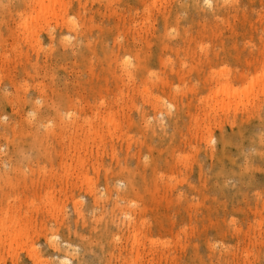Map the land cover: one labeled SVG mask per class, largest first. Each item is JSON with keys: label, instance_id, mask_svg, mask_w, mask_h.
Wrapping results in <instances>:
<instances>
[{"label": "rangeland", "instance_id": "obj_1", "mask_svg": "<svg viewBox=\"0 0 264 264\" xmlns=\"http://www.w3.org/2000/svg\"><path fill=\"white\" fill-rule=\"evenodd\" d=\"M13 1L0 0V186L3 187L0 189V264H133V260L136 264H264V159L256 156L260 167L251 173L253 176L249 175L242 180L239 176H232L233 172L239 171L240 166L245 170L248 161L246 158L258 155L259 150L264 147L259 139V136H263L264 140V0H196L198 4H194V0H73L75 11L69 9L64 15L66 20L63 17L52 19V25H47L42 32L43 47L38 49L34 46V41L25 39L21 28L20 15L28 6H17ZM166 15L170 17L168 24L162 18ZM188 17L189 20L194 17L196 20L192 23ZM85 18L91 27L89 32L101 36L100 39L105 36L102 33L106 34L104 39L109 38L108 41L105 39L108 42L106 44L116 50L113 56L110 55L111 62L100 47V54L105 57L104 62L102 57H95L93 61H97L96 63L84 64V58L76 44L78 35L73 30L81 28ZM67 26L70 29H66ZM62 29L65 31L64 37L61 36L63 42L76 47L77 51L70 58L60 60L54 71H38L35 67L37 62L45 61L48 51L58 46L56 42H49L47 34L53 31L58 35ZM127 38L139 40L142 55H146L148 50H153L158 55L159 59L150 68L151 71L145 72L140 78L133 76L134 79L143 81L142 83L136 79L130 82L127 76L122 77V67L135 62L133 54L119 50L120 42ZM20 52L23 55L17 54ZM217 53L220 54L219 58L214 57ZM221 54L228 58L221 57ZM90 56L94 54L91 53ZM240 56L244 58V63ZM28 57L32 61L29 62ZM209 57L214 59L211 65H208ZM106 62L110 63V67ZM222 70H227L230 74H221ZM240 72H245L247 78L238 77ZM6 76L9 79L15 77L16 80L10 79V82ZM114 77L119 78L117 82ZM39 83L44 88L38 86ZM120 84L121 89L118 88ZM52 85L60 88L59 92L63 89V93L64 89L72 87L70 91L77 93L75 96L70 92L73 104L68 105L61 98L53 96L54 91L52 93L50 90ZM73 86L79 89H74ZM148 87L149 90H146ZM17 88L19 90L16 92ZM27 89L30 96L35 97H30L33 100L29 99L39 101H29L26 106L21 99L28 92ZM41 89L50 94L48 98L35 96L42 92ZM5 93L11 96L10 100H4ZM103 95L106 100L101 98ZM44 99H47L49 105ZM38 102H43L40 103L42 107L59 106L60 114L65 113L63 116L56 113L44 114L41 118L32 108V103L39 105ZM78 107L84 111L78 110ZM69 109L72 112L78 111V115H67ZM111 109L115 112L114 115ZM178 111L182 119L180 126L176 128L173 119H176ZM253 112H259L256 118L251 116L257 120L251 125L246 124L248 127L243 130L250 132L251 127L254 128L252 136L256 139L248 140L246 134L244 139L233 136V140L232 128L224 122L225 118L228 115H238L239 118L247 119ZM106 114L116 116L117 120H114L119 122H116L117 128H113V136L106 131L109 128ZM141 114H145V117ZM105 115L106 118H102ZM39 117L41 123L37 122ZM60 122L62 126L58 127ZM92 122L101 132H107V138L101 146L91 141L92 148L90 147L89 152L92 151L86 154V149L78 151L75 148L80 141L87 143L89 136L87 131L85 134L83 132L89 129L88 125ZM35 124L39 125L38 132L44 138L42 145L40 144L41 149L36 148L35 140L33 141L38 133L34 132ZM80 124L85 128L84 131ZM29 125H35L32 126V131ZM154 127L157 128L155 136L152 135ZM209 127L213 133L207 131ZM229 133L234 141L233 147L228 149L223 162L217 165L214 163L217 160L207 157L205 152L211 148H221L223 134L228 140ZM173 134L175 142L172 141ZM253 140L258 142L250 145ZM256 146H260V149ZM77 153L88 160L85 168L80 167ZM152 158L158 163L156 169L148 164L153 163ZM69 164L74 168L77 164V169L71 167L74 174L69 171ZM121 166L139 171L140 175L138 174L135 183L139 186L134 189L137 193H129L126 196L128 199L124 198L120 202L121 197L119 194L117 196V191L121 192L126 187V180L120 174L123 168ZM232 169L235 171L231 174ZM144 174L145 180L142 178ZM91 181L95 188L93 192ZM143 184L148 187L143 188ZM129 199L132 203H128ZM118 201L132 209L133 216H137V220H134L136 226L128 225V217L116 205ZM139 208H146L143 217L139 211L134 214L135 209ZM12 214H17V218L13 220ZM143 218H146L145 221L148 219L147 222L144 223ZM106 224L112 231L115 243L112 242L113 239L111 243H105L106 237L103 234L107 233ZM143 224L148 225L145 227ZM134 228L139 231L143 244L140 243L141 240L139 243L133 242ZM21 229L23 231L19 232ZM13 232L15 236L12 238ZM16 234L18 237L21 234L22 239H17ZM67 242L74 249L64 251L53 246ZM137 248H140L139 252L136 251ZM138 253L142 255L139 254L137 258ZM63 255L70 257L72 263H57V259Z\"/></svg>", "mask_w": 264, "mask_h": 264}, {"label": "bare ground", "instance_id": "obj_2", "mask_svg": "<svg viewBox=\"0 0 264 264\" xmlns=\"http://www.w3.org/2000/svg\"><path fill=\"white\" fill-rule=\"evenodd\" d=\"M78 1V0H77ZM80 1V0H79ZM78 1V2H79ZM195 1V3L194 4H198L197 2H196V0H194ZM210 1V0H209ZM236 1V0H235ZM14 2L15 3H17L18 5L17 6H22V7H24V6H28L27 7V9L25 8V10L24 11H19V12H21V15H20V20H21V28L23 29V33H24V35H25V39L26 40H32V41H34V43H36V45H34L35 47H37V49L38 48H42L43 47V45H42V43H43V40H42V38H41V36L43 35V31H44V29L47 27V25L49 26V25H52V24H50L51 23V21H52V19L55 17V18H58L59 19V17L61 18V17H63L65 20H66V18H65V14H67V12L69 11V9H73L74 11H75V1L73 2V0L72 1H68V0H14L12 3L14 4ZM82 2V1H81ZM2 3V2H1ZM77 3V2H76ZM10 5H11V3H10ZM223 5V4H222ZM235 5V4H234ZM16 6V5H15ZM14 6V7H15ZM184 6V5H183ZM237 6V5H236ZM76 7H77V5H76ZM197 7V6H196ZM10 8H12V5L10 6ZM16 8V7H15ZM19 8V7H18ZM14 9V8H13ZM79 9V8H78ZM198 9V8H197ZM203 9V8H202ZM232 9V8H231ZM230 9V10H231ZM17 10H19V9H17ZM220 10V9H219ZM228 10V9H227ZM229 10V11H230ZM236 10V9H235ZM223 11V10H222ZM225 11V10H224ZM237 11V10H236ZM78 12H80V10L78 11ZM205 12V11H204ZM18 13V12H17ZM76 13V12H75ZM81 13V12H80ZM170 13V12H169ZM20 14V13H19ZM234 15V14H233ZM162 18H164L163 20H165V21H167V24H168V19L170 18L168 15H166V16H164V17H162ZM86 19V18H85ZM188 20H189V17L187 18ZM194 19H195V17H194ZM194 19H192V20H189L190 22L192 21V23H193V21H195ZM57 20V19H56ZM56 20H55V22H56ZM65 20H64V22H65ZM83 21H85L84 22V24L83 25H81V28H75L73 31L75 32V34H77L78 35V39H77V43L76 44H78V46H79V48H80V52H81V54H82V56H83V58H84V64L86 65L87 63H91V64H94V62H95V60L93 61V59H95V57H97V58H99L100 59V57H102V53L100 54V47H101V52H103V54L104 53H106L107 55H104V56H107L106 58L111 62V56H113L114 55V53H115V51L116 50H114V49H112L110 46H108L106 43H108L107 41H108V39L109 38H103V37H106V34H104V33H102V36L103 35H105V36H103L101 39H100V37L101 36H95L93 33H91V32H89L91 29V27L89 26V22H88V20L86 19V20H84L83 19ZM165 21H164V23H165ZM61 22V21H60ZM63 22V21H62ZM58 23V22H57ZM62 24V23H61ZM60 24V25H61ZM67 24V23H66ZM65 24V25H66ZM94 24V23H93ZM166 24V23H165ZM165 24H164V26H165ZM166 24V25H167ZM213 24H214V22H213ZM54 26V25H53ZM63 27V26H62ZM70 27V26H69ZM135 27V26H134ZM100 28V27H99ZM51 30L53 29V27H51L50 28ZM60 29V28H59ZM66 29H70V28H68V26H67V28ZM58 30V29H57ZM94 30V29H93ZM46 31V30H45ZM68 32H69V30H67ZM72 30H70V32H71ZM155 31V30H154ZM65 31H64V29H62L61 30V32L57 35L55 32H53V31H51V33L49 32L47 35L49 36V42L50 41H52V43L53 42H56V43H58V46L56 47V48H53V49H51L50 51H48V53L46 54L47 56V58H46V60L45 61H43V62H40V61H38L37 62V65L35 66L36 68H38V71H43V70H45V73L46 72H49V70L52 72V71H54V67L56 66V64L60 61V60H63V59H66V58H70L76 51H77V48L76 47H70L67 43H65V42H63V37H64V33ZM119 32V31H118ZM206 32V31H205ZM47 33V32H46ZM95 33V32H94ZM107 33V32H106ZM110 33V32H109ZM69 34V33H68ZM67 34V35H68ZM97 35H98V33H97ZM154 35V34H153ZM156 35V34H155ZM61 36H63L62 38H61ZM120 36V35H119ZM127 36V35H126ZM140 36V35H139ZM147 36H149V35H147ZM158 36H160V35H158ZM65 37H66V34H65ZM121 37V36H120ZM125 38V37H124ZM140 38V37H139ZM144 38V37H143ZM94 39V40H93ZM145 39H147V37L145 38ZM154 39V38H153ZM68 40V39H67ZM118 41V40H117ZM139 41V40H138ZM138 41L136 40V38H132V39H130V38H127L126 39V41L124 40L123 42H120V49L119 50H121V52H122V50H124V53L125 52H129V53H131V55L133 54L134 56H135V62H134V64L133 65H126L125 67H122V74H123V76L122 77H125V76H127L128 77V79H129V81L131 82H134L133 80H135L136 78H140V77H143L144 75V73L145 72H147V71H149L150 70V68H152V66L153 65H155V63L157 62V60L159 59L158 58V55H155V53H154V51L153 50H148L147 51V53H146V55H142V53H141V49H140V45H139V43H138ZM145 42V41H144ZM33 43V44H34ZM51 43V42H50ZM116 43V42H115ZM115 43H114V45H115ZM119 43V42H118ZM117 43V44H118ZM31 44V43H30ZM145 44H146V42H145ZM23 45V44H22ZM29 45V44H28ZM148 45H150V44H148ZM147 45V46H148ZM233 45H234V43H233ZM53 47V46H52ZM26 48V47H25ZM31 48V47H30ZM32 48H33V46H32ZM152 48V47H151ZM154 48V47H153ZM152 48V49H153ZM150 49V48H149ZM49 50V49H48ZM119 50H117V51H119ZM44 51V50H43ZM18 52H19V50H18ZM25 52V51H24ZM37 52H39L38 50H37ZM218 52V51H217ZM227 52V51H226ZM226 52H224V54L226 53ZM230 52V51H229ZM229 52H227V53H229ZM234 52V51H233ZM237 52H238V50H237ZM237 52L235 53V54H237ZM241 52V51H240ZM23 52H20V53H17V54H21V55H23L22 54ZM26 53V52H25ZM91 53L92 54H94V56H90L91 55ZM120 53V52H119ZM149 53V54H148ZM16 54V55H17ZM224 54H223V56H222V54H221V57H225L224 56ZM239 54V53H238ZM259 54V53H258ZM21 55H20V57H21ZM26 55V54H25ZM111 55V56H110ZM229 55H233L231 52H230V54ZM241 55H242V53H241ZM38 56V55H37ZM40 56V55H39ZM38 56V57H39ZM200 56V55H199ZM211 56V55H210ZM213 56V55H212ZM230 56V57H231ZM237 56V55H236ZM253 56H255V55H253ZM215 58L216 57H220V54L219 53H217L215 56H214ZM227 57V56H226ZM258 57V56H257ZM19 58V57H18ZM30 57H28V60H29V62H30V60H31V58L29 59ZM103 58V57H102ZM105 58V57H104ZM104 58H103V62H104ZM223 58L221 59V60H223ZM228 58V57H227ZM238 58V57H237ZM240 58H241V56H240ZM20 59H22V58H20ZM19 59V60H20ZM114 59H115V57H114ZM117 59V58H116ZM206 59H207V57H206ZM205 59V60H206ZM242 59V61H243V59L244 58H241ZM241 59H240V61H241ZM255 58L253 57V60H254ZM257 59V58H256ZM259 59V58H258ZM264 59V58H263ZM40 60V59H39ZM118 60V59H117ZM214 59H212L211 57H209V59H208V61H209V63H208V65H211L212 64V61H213ZM250 60H252V57H251V59ZM249 59H248V61H250ZM7 61H8V59H7ZM32 61V60H31ZM100 61V60H99ZM106 61V60H105ZM108 61V62H109ZM161 61V60H160ZM219 61V60H218ZM245 61V60H244ZM244 61H243V63H244ZM246 61H247V59H246ZM247 61V62H248ZM257 61H259V60H257ZM261 61V60H260ZM20 62H22L21 60H20ZM26 62H27V60H26ZM97 62V61H96ZM95 62V63H96ZM203 62H205V61H203ZM207 62V61H206ZM251 62V61H250ZM250 62H249V64H250ZM254 62V61H253ZM24 63V62H23ZM32 63V62H31ZM48 63V64H47ZM101 63V62H100ZM107 63V62H106ZM126 64H127V62H125ZM211 63V64H210ZM214 63V62H213ZM215 63H217V61L215 62ZM252 63V62H251ZM26 64V63H25ZM108 64V63H107ZM110 64V63H109ZM108 64V65H109ZM199 64V63H198ZM205 64V63H204ZM246 64V63H245ZM23 65V64H22ZM21 65V66H22ZM27 65V64H26ZM26 65H24V67H26ZM35 65V64H34ZM84 65V66H85ZM114 65V64H113ZM119 65V64H118ZM213 65H215V64H213ZM212 65V66H213ZM29 66H30V64H29ZM211 66V67H212ZM250 66H251V64H250ZM27 67H28V65H27ZM26 67V69H28ZM109 67H110V65H109ZM109 67H107V70H109ZM210 67V66H209ZM249 67V66H248ZM252 67H253V64H252ZM36 68L34 69V70H36ZM192 68H193V66H192ZM23 70H26V69H24V68H22ZM118 69V68H117ZM195 69V68H194ZM213 69V68H212ZM225 69H227V68H225ZM241 69V68H240ZM187 70V69H186ZM211 70V69H210ZM228 70V69H227ZM227 70H224V71H226V72H223V70L221 71V74H222V72L223 73H225V75H228V73L229 72H227ZM243 70H244V68H243ZM27 71H29L30 72V70L28 69ZM27 71H24V72H26L27 73ZM151 71V70H150ZM182 71V70H181ZM190 71V70H189ZM196 71V70H195ZM50 72V73H51ZM116 72V71H115ZM153 72V71H152ZM184 72H186V71H184ZM246 72H247V70H246ZM37 73V72H36ZM151 73V72H150ZM187 73H189V72H187ZM190 73H191V71H190ZM189 73V74H190ZM195 73V72H194ZM202 73V72H201ZM200 73V74H201ZM227 73V74H226ZM241 73V72H240ZM239 73V74H240ZM249 73V72H248ZM29 74V73H28ZM38 74H39V72H38ZM48 74V73H47ZM167 74V73H166ZM165 74V75H166ZM182 73H180V75H181ZM185 74V73H184ZM196 74V73H195ZM200 74L198 75L199 77H201L200 76ZM209 74V73H208ZM211 74V73H210ZM218 74H220V73H218ZM217 74V75H218ZM230 74V73H229ZM40 75V74H39ZM118 75V74H117ZM136 76V78L134 79L133 78V76ZM143 75V76H142ZM191 75V74H190ZM206 75V74H205ZM234 75V74H233ZM246 74H245V72L244 73H241V75L240 76H238V77H246L245 76ZM8 76V75H7ZM6 76V78H8L9 79V77H7ZM105 76L107 77V75L105 74ZM104 76V77H105ZM119 76V75H118ZM118 76H116V77H118ZM138 76V77H137ZM186 77H187V75H185ZM212 76V75H211ZM105 77V78H106ZM116 77H114L115 79H116V82H117V80L119 79H117ZM168 77V76H167ZM151 78V77H150ZM179 78V77H178ZM191 78V77H190ZM211 78H213V77H211ZM236 78V77H235ZM234 78V79H235ZM247 78V77H246ZM10 79H15V77L14 78H10ZM10 79H9V81H10ZM107 80H108V78H106ZM144 79V78H143ZM163 79V78H162ZM161 79V80H162ZM228 79V78H227ZM232 79V78H231ZM238 79V78H237ZM240 79V78H239ZM238 79V80H239ZM16 80V79H15ZM102 80V79H101ZM136 80H138V79H136ZM140 80V79H139ZM138 80V81H139ZM144 80H147V79H144ZM164 80V79H163ZM161 81L162 83H164V81ZM168 80V79H167ZM179 80V79H178ZM207 80V79H206ZM210 80V79H209ZM230 80V79H229ZM93 81V80H92ZM109 81V80H108ZM122 81H123V78H122ZM121 81V82H122ZM125 81V80H124ZM216 81V80H215ZM218 81V80H217ZM5 82V81H4ZM10 82H12V81H10ZM9 82V83H10ZM16 82V81H15ZM15 82H14V84H15ZM84 82V81H83ZM105 82V81H104ZM136 82V81H135ZM140 82L142 83L143 81H141L140 80ZM146 82V81H145ZM148 82V81H147ZM167 82V81H166ZM91 83V82H90ZM93 83V82H92ZM102 83V82H101ZM28 84V83H27ZM42 84V83H41ZM117 84H119V83H117ZM134 84V83H133ZM167 84V83H166ZM173 84V83H172ZM212 84V83H211ZM7 85V84H6ZM9 85H11V84H9ZM13 85V84H12ZM16 85H18V84H16ZM34 85V84H33ZM55 85V84H54ZM96 85V84H95ZM129 85V84H128ZM135 85V84H134ZM136 85H137V82H136ZM15 86V85H14ZM25 86H26V84H25ZM38 86H41L40 85V83H39V85ZM38 86L36 87L37 89H38ZM80 86V85H79ZM84 87H85V85H83ZM87 86V85H86ZM92 86V85H91ZM97 86H98V84H97ZM103 86V85H102ZM119 87L118 88H120V86H121V84L120 85H118ZM123 86H124V84H123ZM130 86V85H129ZM128 86V87H129ZM166 86V85H165ZM16 87V86H15ZM18 87H19V85H18ZM29 86H27V88H28ZM51 87H53V85L51 86ZM82 87V86H81ZM93 87V86H92ZM108 87H109V85H108ZM137 87V86H136ZM41 88H44V87H42L41 86ZM70 88H72V87H68V88H66V89H64V93H63V89H62V92H61V90H60V92L58 91L59 89L57 88V87H53V88H51L50 90L52 91V93H53V91H54V95L53 96H57V97H59V98H61L66 104H68V105H71V104H73V101H70V100H73V98H72V96H71V94H70V92L72 91H70ZM73 88H74V86H73ZM76 88H78L79 89V87H76ZM76 88H74V89H76ZM90 88V87H89ZM100 88V87H99ZM104 88H105V86H104ZM131 88V87H130ZM129 88V89H130ZM134 88V87H133ZM32 89V88H31ZM33 89H35L34 87H33ZM46 89V88H45ZM45 89H41V91L42 92H38V90H37V92L39 93H36V94H38V95H35V96H37V97H39V98H42V97H47L48 98V95H50V94H47V91L45 90ZM69 89V90H68ZM83 89V88H82ZM121 89V88H120ZM119 89V90H120ZM128 89V90H129ZM146 90H149V87L148 88H145ZM144 89V90H145ZM16 90V89H15ZM19 90V88H17V90H16V92ZM28 90V89H27ZM26 90V91H27ZM45 90V91H44ZM84 90V89H83ZM136 90V89H135ZM141 90V89H140ZM40 91V90H39ZM49 91V90H48ZM86 91H87V89H86ZM99 91H100V89H99ZM124 91V90H123ZM89 92V91H88ZM87 92V93H88ZM98 92V91H97ZM107 92V91H106ZM129 92V91H128ZM135 92V91H134ZM144 92H147V91H144ZM4 93V92H3ZM26 94H25V96L21 99V97H22V94H21V97H20V99H21V101L23 102L22 104L23 105H25L26 104V106L28 105V103H29V101H31V100H33V99H31V98H35V97H32V95L30 96V93H29V90H28V92H25ZM29 93V94H28ZM49 93V92H48ZM72 93V92H71ZM114 93V92H113ZM124 93V92H123ZM72 94H75V92L74 93H72ZM77 94V93H76ZM76 94H75V96H76ZM99 94V93H98ZM103 94V93H102ZM110 94V93H109ZM117 94V93H116ZM121 94V93H120ZM125 94V93H124ZM130 94V93H129ZM128 94V95H129ZM180 94V93H179ZM184 94V93H183ZM107 95V94H106ZM148 95H149V93H148ZM177 95V94H176ZM94 96V95H93ZM96 96V95H95ZM112 96V95H111ZM122 96V95H121ZM131 96H133V95H131ZM11 96H9L7 93H5V94H3V98H4V100H10L11 98H10ZM31 97V98H30ZM73 97H74V95H73ZM82 97H83V94H82ZM117 97V96H116ZM123 97V96H122ZM2 97H0V99H1ZM31 100H30V99ZM53 98H55V97H53ZM72 98V99H71ZM79 98H80V96H79ZM86 98H88V97H86ZM98 98V97H97ZM96 98V99H97ZM101 98H104L105 99V95H103V97L101 96ZM106 98H108V96L106 97ZM115 98V97H114ZM119 98V97H118ZM124 98V97H123ZM122 98V99H123ZM129 98V97H128ZM133 98H135V97H133ZM49 99H51V97H49ZM48 99V100H49ZM77 99H78V96H77ZM112 99V98H111ZM117 99V98H116ZM4 100H2V101H4ZM35 100V99H34ZM37 100V99H36ZM35 100V101H36ZM41 100V99H40ZM76 100V99H75ZM83 100V99H82ZM103 100V99H102ZM101 100V102H102V105H104L105 103H104V101H102ZM106 100V99H105ZM108 100V99H107ZM135 100V99H134ZM35 101L33 102V101H31V102H33V103H35ZM37 101H39V100H37ZM36 101V102H37ZM43 101V100H42ZM46 101H47V99H46ZM45 101V99H44V102L45 103H48V101L46 102ZM56 101H57V99H56ZM55 101V102H56ZM59 101V100H58ZM57 101V102H58ZM78 101V100H77ZM116 101V100H115ZM133 101V100H132ZM182 101V100H181ZM5 102V101H4ZM30 102V103H31ZM53 102V101H52ZM57 102H56V104H57ZM60 102H61V100H60ZM82 102V101H81ZM87 102V101H86ZM109 102V101H108ZM32 103V108H33V112H35L36 114H37V112H38V114H39V116L41 117V118H43L45 115L44 114H49V113H56V115H61L60 114V110L59 109H61V108H59V106H58V108L55 106V107H42V106H40V103H39V105L38 104H33ZM43 103V102H42ZM41 103V104H42ZM61 103H63V102H61ZM75 103V102H74ZM78 103H80V102H78ZM78 103H76V105L78 104ZM116 103V102H115ZM149 103H150V101H149ZM54 104V103H53ZM65 104V105H66ZM83 104V103H82ZM48 105H49V103H48ZM61 105V104H60ZM75 104H74V106H76ZM92 105V104H91ZM90 105V106H91ZM107 105V104H106ZM154 105H156V104H154ZM45 106V105H44ZM77 106H79V105H77ZM80 106H81V103H80ZM157 106V105H156ZM61 107V106H60ZM67 108H68V106H66ZM104 107V106H103ZM109 107V106H108ZM145 107V106H144ZM71 108H72V106H71ZM76 107H74V109H75ZM81 108V107H80ZM80 108L78 107L77 109L78 110H80ZM92 108V107H91ZM90 108V109H91ZM97 108H99L100 109V107H97ZM111 108H113V107H111ZM263 108V107H262ZM261 108V109H262ZM31 109V108H30ZM64 109H66L65 107H64ZM103 109V108H102ZM153 109V108H152ZM155 109H156V107H155ZM248 109V108H247ZM250 110V109H249ZM258 110V109H257ZM264 110V109H263ZM67 111V110H66ZM80 111H84V110H80ZM92 111V110H91ZM97 111V110H96ZM111 111H112V109H111ZM110 111V112H111ZM68 114L67 115H70V116H76V114L78 115V111L76 112V110L74 111V112H72L71 111V109H69L68 111ZM76 112V113H75ZM86 112V111H85ZM133 112V111H132ZM140 112V111H139ZM147 112V111H146ZM250 112V111H249ZM259 112H260V109H259ZM259 112L258 113H254V114H251L250 115V117L249 118H247V119H245L244 117L242 118V117H237L236 115H235V117H229V115H228V117L227 118H225V120H224V122L225 123H227L228 125H230V127L232 128V137L233 136H237L236 137V139H239V137L240 138H242V139H244L245 138V136L244 135H246V137H247V139L249 140H251L252 138H253V136H254V134H252V130L254 129V128H252L251 126H249V127H251V130H250V132H245V130H243L245 127H248V126H245L246 124H249V125H251L252 124V122H255L256 120L255 119H253V118H256V114H259ZM65 113V112H64ZM63 113V114H64ZM96 113V112H95ZM112 113H113V115H114V113L115 112H113L112 111ZM181 113H182V111H181ZM251 113V112H250ZM249 113V114H250ZM261 113H262V110H261ZM260 113V114H261ZM264 113V112H263ZM63 114L61 115V116H63ZM98 114V113H97ZM105 114V113H104ZM106 115H108V114H106ZM106 115H105V117H102V118H106ZM116 116H117V113L115 114ZM141 115H143V114H141ZM145 115V114H144ZM143 115V118L145 117ZM51 116V115H50ZM89 116V115H88ZM96 116H98V115H96ZM116 116H110V115H108V117H107V119H106V123H108L109 124V128H107L106 129V131L108 130V132H109V134H110V136H113L114 135V131H113V128L115 129V128H117V126H118V121H116V122H118L117 124H116V122H115V118H116ZM248 116V115H247ZM246 116V117H247ZM251 116H253V118H251ZM259 116V115H258ZM257 116V117H258ZM38 118L37 119V122H39V123H41L40 121V119L41 118ZM66 117V116H65ZM79 117H81V115L79 116ZM172 117V116H171ZM226 117V116H225ZM36 118V117H35ZM46 118V117H45ZM53 118H54V115H53ZM63 117H60V120L62 119ZM82 118V117H81ZM85 118V117H84ZM90 118V117H89ZM260 118H262L261 116H260ZM59 119V118H58ZM65 119V118H64ZM74 119H75V117H74ZM77 119V118H76ZM92 119V118H91ZM91 119H89V121L88 122H90V120ZM103 119V121H105ZM181 114L179 113V111L177 112V117H176V119H173V122H174V126H176L177 125V127L176 128H178L179 126H180V121H181ZM40 120V121H39ZM43 121L45 120V119H42ZM54 120V119H53ZM52 120V121H53ZM55 120H56V118H55ZM63 120V119H62ZM80 120V119H79ZM116 120H117V118H116ZM56 121H58V120H56ZM64 121V120H63ZM78 121V120H77ZM258 121H261L260 119L258 120ZM33 122H35V121H33ZM49 121H47V123H48ZM71 122H72V120H71ZM74 122V121H73ZM79 122V121H78ZM87 122V121H86ZM39 123H37V124H39ZM77 123V122H76ZM258 123V122H257ZM256 123V124H257ZM262 123V122H261ZM261 123H259V124H261ZM264 123V122H263ZM31 124V123H30ZM43 124H44V122H43ZM71 124H74V123H71ZM77 124H79V123H77ZM83 124V123H82ZM95 124V123H94ZM93 124V122L92 123H90L88 126H89V129H85L84 127H83V125H81L83 128H81L83 131H84V129H85V131L83 132L84 134H85V132L87 131V134H88V139H87V143H84V142H82L81 143V141H80V143H79V145L77 146V148H75L76 150H78V151H81V149H83V150H87V152L85 151V153L87 154L88 152H89V150L92 148L91 147V141L92 142H96V144L98 145V146H101L102 144H103V142L105 141V138H107V137H105L106 135V133L104 134V131L103 132H101L100 131V129H97V127H96V125H94ZM255 124V125H256ZM36 125V124H35ZM34 125V126H35ZM59 125H61V122L58 124V127H59ZM254 125V124H253ZM263 125V124H262ZM30 126V125H29ZM28 126V128L30 129V127L32 128V126L33 125H31L30 127ZM33 126V127H34ZM41 126V125H40ZM43 126V125H42ZM47 126V125H46ZM62 126V125H61ZM173 126V127H174ZM80 127V126H79ZM219 127H220V125H219ZM264 127V126H263ZM262 127V128H263ZM47 128V127H46ZM75 129H76V127H74ZM78 128V127H77ZM222 128V127H221ZM259 128V127H258ZM27 129V128H26ZM25 129V130H26ZM80 129V128H79ZM102 129V128H101ZM105 129V128H104ZM103 129V130H104ZM256 129V128H255ZM24 130V131H25ZM33 130V128L31 129V131ZM40 130V128H39V125H36L35 127H34V132L35 131H39ZM77 130V129H76ZM176 130V129H175ZM248 130V129H247ZM260 130L261 129H259V132H260ZM28 131H30V130H28ZM79 130H77V132H78ZM116 131V130H115ZM207 131H210V132H212L211 131V128L209 127L208 128V130ZM223 131V130H222ZM27 132V131H26ZM53 132H55V131H53ZM167 132V131H166ZM255 132H257V130L255 131ZM28 133V132H27ZM30 133V132H29ZM156 133H157V128H153V130H152V135L153 136H155L156 135ZM213 133V132H212ZM212 133L210 134L211 136H212ZM226 133V132H225ZM258 133V132H257ZM261 133V132H260ZM30 134H33V132H31ZM35 134H36V132H35ZM81 134V133H80ZM83 134V135H84ZM108 134V135H109ZM222 134V133H221ZM230 134V133H229ZM228 134V135H229ZM262 134V133H261ZM22 135V134H21ZM24 135V134H23ZM209 135V136H210ZM253 135V136H252ZM260 135V134H259ZM32 136V135H31ZM210 136V137H211ZM221 136V135H220ZM231 136V134L229 135V137L228 138H230V139H228V140H226V138H224V134H223V137H222V139H221V141H220V143H221V148L219 147H217L218 149H214V148H211V149H209V150H207L206 152H205V154H206V156L207 157H211L212 158V160H217L216 162L214 161V163L215 164H217V165H220L222 162H223V160H224V157H225V155H226V152L228 151V149H232V141L234 140V137H233V140H232V138L230 137ZM163 137V136H162ZM173 139H172V141L173 142H175L174 140H175V134H173ZM226 137H227V134H226ZM109 138V137H108ZM213 138V137H212ZM221 138V137H220ZM43 139L44 138H42V136H40V133L38 132L37 133V137H35V139H34V137H33V141L35 140V147L37 148H40L41 147V145H42V141H43ZM79 139V138H78ZM209 139V138H208ZM253 139H256V138H253ZM259 139H260V144L261 145H263L264 144V140H263V136H259ZM77 140V139H76ZM75 140V141H76ZM170 140V139H169ZM241 140V139H240ZM258 140V139H257ZM78 141V140H77ZM77 141H76V143H77ZM210 141H211V139H210ZM244 140H242V142H243ZM259 141V140H258ZM257 141V142H258ZM234 142V141H233ZM252 142L254 143V144H256L255 143V140H253V141H251L250 142V145L252 144ZM210 143V142H209ZM247 143V142H246ZM263 143V144H262ZM41 144V145H40ZM171 144H173V143H171ZM253 144V145H254ZM260 144H258V145H260ZM32 145V144H31ZM30 145V146H31ZM77 145V144H76ZM249 145V144H248ZM249 145V146H250ZM149 146H150V144H149ZM220 146V145H219ZM74 147V146H73ZM76 147V146H75ZM91 147V148H90ZM153 149H155L153 146H151ZM257 148H259L258 146H256ZM263 147V146H262ZM150 148V147H149ZM264 148V147H263ZM263 148H261V150H259V154L258 155H255V156H253L252 158H249V157H247L246 159L248 160L247 161V164H246V167L244 168L245 170H243L242 168H241V166H240V169H239V171L238 172H233V171H235L234 169H232L231 170V174H232V172H233V174H232V176H239V179H241L242 180V178H248V176L249 175H251V173H253V172H255L256 171V169H258V167H260V166H258L259 164V162H258V160H256V156H259L260 158H263L264 159V150H263ZM41 149V148H40ZM75 149H74V152H75ZM151 149V148H150ZM260 149V148H259ZM92 151V150H91ZM90 151V152H91ZM243 151V150H242ZM89 152V153H90ZM244 152V151H243ZM81 153V152H80ZM83 153H84V151H83ZM78 154V153H77ZM244 154V153H243ZM76 155V154H75ZM74 155V156H75ZM81 154H78V163L80 164V167H83L84 166V168H85V165H86V161H88L87 159H85L84 157H81L80 156ZM73 156V157H74ZM68 157V156H67ZM155 156H153V158H154ZM245 157V156H244ZM153 158H152V160H153ZM259 158V159H260ZM75 159V158H74ZM223 159V160H222ZM262 159V160H263ZM64 160V159H63ZM72 162V161H71ZM77 162V161H76ZM152 162V161H151ZM263 162H264V160H263ZM260 163H261V165H262V162H261V159H260ZM64 164H65V162H64ZM73 164V163H72ZM78 164V165H79ZM121 164V163H120ZM149 164V166L151 165L152 166V168L154 169L156 166H157V164L158 163H156V160L154 159L153 160V163L151 164V163H148ZM77 165V164H76ZM75 165V168H74V166L73 165H70L69 164V166H70V169H69V171L71 170V167L73 166V168L74 169H77L76 167H78V166H76ZM82 165V166H81ZM122 165V164H121ZM64 166V165H63ZM69 166H67V167H69ZM65 168H66V165L64 166ZM121 167H123L122 169H121V171H120V174H122V176H123V179L124 180H126V182H125V184H126V187L123 189V188H119V190H122L123 189V191H117V192H119V193H117V196H118V194H119V196L121 197L120 198V202H121V200H123L124 198H126V196L128 197V195H129V193H137V192H135L134 191V189L136 190V186H138V184L136 185L135 183L137 182V176H138V174H139V171H136V170H132V169H130L129 167H127V166H121ZM211 167H213V166H211ZM261 167H263V166H261ZM222 168H224V167H222ZM264 168V167H263ZM68 169V168H67ZM66 169V170H67ZM74 169H72L71 170V172L73 173V170ZM156 169V168H155ZM65 170V169H64ZM82 170V169H81ZM145 170V169H144ZM214 170V169H213ZM216 170V169H215ZM220 170V169H219ZM260 170V169H259ZM259 170H258V172H259ZM263 170V169H262ZM224 171V170H223ZM237 171V170H236ZM229 172V171H228ZM227 172V173H228ZM82 173V172H81ZM118 173V172H117ZM216 173H220V171H216ZM230 173V172H229ZM74 174V173H73ZM79 174V173H78ZM220 174H222V172L220 173ZM108 175V174H107ZM114 175V174H113ZM140 175V174H139ZM264 175V174H263ZM77 176V175H76ZM251 176H253V174L251 175ZM7 177V176H6ZM80 177V176H79ZM78 178V177H77ZM108 178V177H107ZM110 178V177H109ZM144 180L146 179V177H145V174H144V176L142 177ZM252 178H254V177H252ZM257 178V177H256ZM119 179H121V178H119ZM238 179V178H237ZM246 180V179H245ZM244 180V182H246ZM255 180V179H254ZM109 180H107V182H108ZM122 182V181H121ZM141 182V181H140ZM143 182V181H142ZM141 182V183H142ZM152 182V181H151ZM150 182V183H151ZM248 182H250V180H248ZM35 183V182H34ZM50 183V182H49ZM144 184H145V182H143ZM108 184H110V183H108ZM121 184V183H120ZM124 184V185H125ZM143 184V185H144ZM163 184V183H162ZM168 184V183H167ZM73 185V184H72ZM76 185V184H75ZM123 185V184H122ZM146 185V184H145ZM144 185V187L143 188H147L148 186H145ZM91 186L93 187L92 188V192L95 190V188H94V186H93V182L91 181ZM169 186V185H168ZM167 186V187H168ZM171 186V185H170ZM139 187V186H138ZM191 187V186H190ZM1 188H3V187H1L0 186V189ZM79 188V187H78ZM142 188V189H143ZM169 188V187H168ZM172 188V187H171ZM247 188V187H246ZM139 190V189H138ZM137 190V191H138ZM89 191H90V189H89ZM161 191V190H160ZM87 192V191H86ZM91 192V193H92ZM155 193V192H154ZM134 195V194H133ZM128 198H126V200H127ZM125 200V199H124ZM134 200V199H133ZM137 200V199H136ZM130 201V199L128 200V203H132V202H129ZM119 201L117 202V207H118V209H120L121 211H123V213L128 217V219H129V221H128V225L129 226H132V225H130V224H133V227H134V225L136 226V217L137 216H133V214H132V209H130V207H127V204H126V206L125 205H121V203H120ZM138 202V201H137ZM96 203V202H95ZM96 206H97V204H96ZM130 206V205H129ZM135 205H133V207H134ZM137 206V205H136ZM132 207V206H131ZM136 211V212H135ZM135 211H134V214H136L138 211L140 212V215H141V217H143V212H145L146 211V208H139V209H135ZM18 213H20V212H18ZM17 213V214H18ZM7 214H8V212H7ZM16 214V215H17ZM21 214V213H20ZM25 214H27V212L25 213ZM143 214V215H142ZM13 215V214H12ZM16 215H13L12 217H13V220H14V218L16 219L17 217H16ZM28 215V214H27ZM140 215H139V217H140ZM18 216V215H17ZM19 216H21V215H19ZM25 216L26 215H24L23 217L25 218ZM32 216V215H31ZM131 216H133L132 217V219L130 218ZM8 217H9V215H8ZM7 217V218H8ZM11 217V216H10ZM9 217V218H10ZM29 217V216H28ZM37 217V216H36ZM234 217V216H233ZM6 218V217H5ZM21 218V217H20ZM23 219V218H22ZM27 219V218H26ZM56 219H58V217L56 216ZM142 219V218H141ZM146 219V218H145ZM145 219L143 218V220H144V223L145 222H147V220L145 221ZM231 219V218H230ZM10 221H11V219H9ZM20 220L21 219H19L18 221L20 222ZM30 220V219H29ZM135 220V221H134ZM16 221V220H15ZM25 221V220H24ZM24 221H23V223H24ZM22 222V221H21ZM30 222V221H29ZM33 222H34V220H33ZM124 222H126V221H124ZM11 223H13V222H11ZM27 223V222H26ZM25 223V224H26ZM32 222H30V224H31ZM151 223V222H150ZM10 224V223H9ZM17 224V223H16ZM20 224V223H19ZM33 224V223H32ZM10 225H12V224H10ZM14 225H15V222H14ZM27 225V224H26ZM108 224H106V227H105V229H106V232L107 233H105V234H103V235H105V237H106V242L105 243H111V240L113 239L112 238V236H113V234L111 235V230H109V228H108V226H107ZM143 225H146V224H143ZM148 225V224H147ZM147 225L145 226V227H147ZM150 225V224H149ZM23 226V225H22ZM6 227H8V226H6ZM13 227V226H12ZM24 227V226H23ZM23 227H21L22 229H23ZM28 227H30L31 228V226L29 225ZM44 227V226H43ZM42 227V228H43ZM151 227V226H150ZM237 227V226H236ZM19 228H20V226H19ZM136 228V227H135ZM134 228V229H135ZM15 229H18V228H15ZM18 230L19 232H21V231H23V230ZM104 229V228H103ZM102 229V230H103ZM11 230H13V229H11ZM25 230V229H24ZM28 230H30V229H28ZM137 229H135V234H134V241L133 242H135V243H139V240H141L140 239V237H139V231H136ZM1 231V230H0ZM6 231V230H5ZM17 230H15V233H17V234H19L18 232H16ZM36 231V230H35ZM9 232H11V231H9ZM29 233H31L30 231H28ZM39 232V231H38ZM15 233L13 232V236H12V233H10L11 234V236H12V238L15 236ZM25 233H26V230H25ZM25 233H22V235H26ZM131 233V232H130ZM139 233V234H138ZM6 234V233H5ZM9 234V233H8ZM16 234V236H17V239L19 238V237H21L20 239H22V237L23 236H20L19 235V237H18V235ZM40 234V233H39ZM38 234V235H39ZM118 234V233H117ZM31 235V234H30ZM34 235V234H33ZM32 235V236H33ZM48 235V234H47ZM102 235V234H101ZM114 235H116V233L114 232ZM10 236V235H9ZM10 236V237H11ZM31 236V237H32ZM37 236V235H36ZM98 236V235H97ZM117 236H119V235H117ZM132 236V235H131ZM7 237H8V235H7ZM114 237V236H113ZM121 237V236H120ZM3 238H4V236H3ZM16 238V237H15ZM27 238H28V234H27ZM33 238V237H32ZM31 238V239H32ZM97 238V237H96ZM99 238V237H98ZM97 238V239H98ZM116 238V237H115ZM130 238V237H129ZM133 238V237H132ZM84 239V238H83ZM119 239V238H118ZM5 240V239H4ZM11 241H12V239H10ZM10 240L8 241L9 243H10ZM34 240H35V237H34ZM105 240V239H104ZM128 240V239H127ZM1 241V240H0ZM101 241H102V237H101ZM100 241V242H101ZM142 241V240H141ZM3 242V241H2ZM5 242H7V241H5ZM98 242V241H97ZM113 243H115L114 242V239H113V241H112ZM54 243H56L55 241H54ZM105 243H104V245H105ZM140 243H142L143 244V241L142 242H140ZM152 243V242H151ZM153 243H154V241H153ZM152 243V244H153ZM11 244H13L12 242H11ZM117 244V243H116ZM133 245H134V243H132ZM1 245H3L2 243H1ZM52 245H53V243H52ZM56 245V246H55ZM63 245V246H62ZM113 245H115V244H113ZM145 245V244H144ZM151 245V244H150ZM9 246V245H8ZM53 246H55V249H60V250H68V249H70V248H72V249H74L73 247H71L70 246V243L68 244V242H67V244L66 243H63V244H61V245H58V244H54ZM52 246V247H53ZM137 246H138V244H137ZM13 247V246H12ZM135 248H136V246H134ZM133 247V248H134ZM138 247H140V244H139V246ZM1 248V247H0ZM16 248V247H15ZM14 248V249H15ZM23 248V247H22ZM132 248V249H133ZM142 248V247H141ZM150 248V247H149ZM153 248V247H152ZM54 249V250H55ZM121 249V248H120ZM139 249L140 248H137V252H139ZM166 249V248H165ZM165 249H164V251H165ZM36 251H37V249H35ZM133 250H135V249H133ZM10 251H12V250H10ZM32 251H34V249L32 250ZM135 251V252H136ZM35 252V251H34ZM58 252V251H57ZM157 252V251H156ZM28 253V252H27ZM30 253V252H29ZM36 253V252H35ZM38 253V252H37ZM12 254V253H11ZM33 254V253H32ZM40 254V253H39ZM130 254V253H129ZM135 255L136 253H132V255ZM139 254H141L142 255V253H138V256H137V258L139 257ZM150 254V253H149ZM154 254V253H153ZM35 255V254H34ZM137 255V254H136ZM140 255V256H141ZM121 256V255H120ZM168 256V255H167ZM36 257V256H35ZM39 257H41V255H39ZM129 257V256H128ZM132 257V256H131ZM130 257V258H131ZM136 257V256H135ZM143 257V256H142ZM13 258V257H12ZM20 258V257H19ZM38 258V257H37ZM36 258V259H37ZM43 258V257H42ZM125 258H127V257H125ZM133 258H134V256H133ZM132 258V259H133ZM136 258V259H137ZM35 259V258H34ZM34 259H33V261H34ZM46 259V258H45ZM132 259H129V260H131L132 261ZM13 260V259H12ZM15 260V259H14ZM38 260H40V259H38ZM51 260V259H50ZM56 260V259H55ZM128 260V259H127ZM127 260H125L124 261V263H126V261ZM138 260V259H137ZM16 261V260H15ZM46 261V260H45ZM47 261H49V260H47ZM52 261H54V260H52ZM72 260L70 259V257H68V256H66V255H63L62 257H60V259H57V263L58 262H62V263H72L71 262ZM112 261V260H111ZM130 261V262H131ZM135 260H133V264H136L135 262H134ZM38 262V261H37ZM50 262V261H49ZM129 262V261H128ZM138 262V261H137ZM149 262H150V259H149ZM46 263V262H45ZM48 263V262H47ZM46 263V264H47ZM3 264V263H2ZM26 264V263H25ZM35 264V263H34ZM48 264H50V263H48ZM54 264V263H53ZM59 264V263H58ZM129 264V263H128ZM132 264V263H131ZM138 264V263H137ZM141 264V263H140ZM150 264V263H149Z\"/></svg>", "mask_w": 264, "mask_h": 264}]
</instances>
